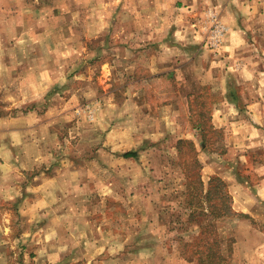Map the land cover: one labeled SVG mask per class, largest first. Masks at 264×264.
<instances>
[{
  "label": "crops",
  "instance_id": "crops-1",
  "mask_svg": "<svg viewBox=\"0 0 264 264\" xmlns=\"http://www.w3.org/2000/svg\"><path fill=\"white\" fill-rule=\"evenodd\" d=\"M59 1L0 0V204L8 207L7 213L11 209L19 216L20 227L25 229L23 243L35 248L41 262L56 264H195L192 256L182 253L188 245L185 237L193 230L172 216L176 211L182 213L181 208L155 206L157 199L166 204L177 195L168 190L171 170L165 166L183 164L179 148L170 150L166 143L163 150L141 141L115 158L112 185L119 198L131 204L126 214L140 216L137 228L124 240L91 215L87 161L67 158L52 164L43 153L52 150L55 142L48 140L46 123L70 118L73 110L67 104L75 101L76 93L88 101L92 95L98 102L106 97L97 92L102 75L96 80L87 75L80 78L83 81L72 95L53 98L51 106L41 110L36 106L43 91L59 95L58 90L74 79L68 58L77 52L75 46L81 40L110 36L114 42L109 50L82 47L80 53L97 59L106 53L122 57L126 54L117 39L130 34L140 40L128 52L133 57L130 67L147 55L154 59L151 68L156 69V76L177 71L183 87L206 81L211 87L220 85L221 105L213 107L208 123L225 132L224 146L220 152L194 151L193 158L204 182L212 176L225 182L231 215L261 221L257 228L243 218L236 222V263L264 264V0ZM80 4L81 13H74ZM62 13L66 22L60 34ZM78 23L79 29L73 26ZM137 27L140 35L135 32ZM100 62L103 68L112 67ZM241 84L257 87V95L246 110L239 111L228 95L231 88L238 95L236 87ZM194 127L201 130L200 124ZM93 131L87 137L103 132ZM121 132L132 137V131ZM163 133L176 135L179 143L192 138L195 131L177 135L180 131L174 124ZM195 136L187 141L196 147ZM201 145L205 146L204 141L199 140ZM30 150L35 152L29 156ZM126 151L135 152V157H123ZM26 162L29 169H37L31 177L16 174L25 169ZM154 184L160 189L154 190ZM159 215H167V222L158 226L155 219Z\"/></svg>",
  "mask_w": 264,
  "mask_h": 264
},
{
  "label": "rangeland",
  "instance_id": "rangeland-1",
  "mask_svg": "<svg viewBox=\"0 0 264 264\" xmlns=\"http://www.w3.org/2000/svg\"><path fill=\"white\" fill-rule=\"evenodd\" d=\"M29 1L34 0H27V2ZM127 4L128 2H123V5ZM60 6L63 9L61 4ZM81 10L82 5L80 4L73 12L80 14ZM65 17V13H62L60 20L58 19L59 27L56 31L60 34H62L66 22ZM73 26L79 29L80 23L73 24ZM137 31L140 35V27L135 29V32ZM128 35L117 39L118 43L122 45V52L126 54L122 57L106 53L97 59L93 55L83 57L80 53L82 47L88 51L98 48L109 50L113 47L114 42L110 36L101 40H81L82 43L75 46L77 52L68 58L74 79L67 87L58 90L59 95L43 91L40 100L36 101V106L41 110L52 104L53 98L59 100V96L72 95L78 89L80 82L83 81L80 78L87 75L92 79H95L97 75H102L100 76L101 85L97 92L103 93L106 97H104L105 100L98 102L99 99L95 98L96 95H92L88 101L80 92L76 93L75 101H68L67 104L69 107L72 106L73 112L69 114L71 117L61 122L60 119L55 124L54 119L46 123L48 140L50 142L55 140V142L53 143L54 148L51 147L52 150L43 153L48 154L52 159V164L67 158H84L87 161L88 169L85 176L89 175L88 201L91 215L96 222L105 224L115 233L116 237L124 240L130 230L137 228L135 223L140 221V216L131 217L126 214V210L131 204L128 200L119 198V194L116 193L112 185L115 158H118L117 155L119 156L122 151L132 147L131 145H139L141 141L147 142L146 145L157 146L163 150H165L164 144L166 143L170 150H173L174 147L179 148L183 164L177 167L170 162L165 166L171 170L168 190L177 193V195L168 199L166 204L165 201L162 203L157 199L158 202L156 200L155 206H170L176 210L181 208L182 213L176 211L172 216L175 217V221L181 224L185 223L189 226L188 228L193 230L189 231L185 237L188 245L183 247L182 253L184 256H192L195 264H200V261L196 260L197 256L204 257L206 251H203V254L201 251L204 250L205 244H210L213 240L218 241L219 248L217 246L216 249L212 243V249L216 252L219 251L222 257V260L216 264H237L235 261L238 256L237 242L233 231L236 222L243 218L257 228V226L261 227V221L251 219L250 216L236 214L214 217L211 213V203L215 202L216 194L212 193L211 199L204 196L208 182L201 179L199 164H191L195 152L199 153V150L203 153L212 150L220 152L224 146L225 132L221 129H212L208 123V116L213 107L221 105V87L220 85L208 86V81L199 86L190 84L192 86L183 87L177 71L170 76H156V69L151 68V62L154 59L152 58L151 61L147 55L142 56L138 64L135 63L132 65L133 67H130L133 57L128 52L132 45H139L140 40ZM100 61L108 62V65L111 64L112 67L105 68L106 66H104L103 68ZM232 79L236 81L235 77ZM236 88L239 92V99L234 102V107L239 111L246 110L247 105L257 95V87H247L241 84ZM190 89L193 90L192 94L189 92ZM90 90L93 92L95 88L90 86ZM131 95L134 97L131 98ZM91 102L93 105L90 104ZM60 105L63 106V103ZM174 124L180 131L177 135H183L189 130H193L195 133L192 134V138L181 137L185 139H182V142L177 145L176 135L170 134L173 136L170 137L163 133L166 127L167 129L171 128ZM196 124L201 125V130H195L194 125ZM93 130L103 132L98 131L94 136L87 137V132L88 135L94 134ZM121 131L129 133L132 131V137ZM194 135L197 138V142H195L197 150L187 141L188 139L193 140ZM45 137L47 138V136ZM199 140L204 141V147L202 145L199 147ZM45 147L48 150V146ZM33 152L35 151L30 150L29 156L33 155ZM164 155L166 154H161V156ZM255 159L260 158L256 156ZM43 162L39 165H42ZM230 165L235 168V164ZM28 166V162H26L25 169L20 168L21 170L16 174L31 177V174L37 169L36 167L29 169ZM198 180L201 181V185ZM153 188L154 190L160 189L155 184ZM189 203L193 204L188 205ZM7 208L0 204V264H56L53 261L41 262L35 248L28 245V242L23 243L25 229L22 230L20 227V218L12 214L11 209L7 213ZM191 208H195L194 211L198 213L193 219L189 218ZM157 218L155 224L158 226L167 222L165 221L167 215H159ZM31 226L32 224L29 227ZM194 227H198V229L194 231ZM35 232L36 230L31 232V236ZM62 263L63 261L57 264Z\"/></svg>",
  "mask_w": 264,
  "mask_h": 264
},
{
  "label": "trees",
  "instance_id": "trees-1",
  "mask_svg": "<svg viewBox=\"0 0 264 264\" xmlns=\"http://www.w3.org/2000/svg\"><path fill=\"white\" fill-rule=\"evenodd\" d=\"M229 95L228 97H230V99L232 100V102H237L238 100V95L236 93V91L231 88L229 90ZM181 141H179L180 143ZM179 143L177 142V145H179ZM188 144H190L188 142ZM191 151V149H190ZM123 157H135V152L133 151H126L122 153ZM198 162L192 158V165H196ZM199 179V178H198ZM198 183H200L201 185V181L198 180ZM215 195V202H212L211 205V213L214 217H222L225 216L227 214L231 213V209H230V204H229V200L230 197L226 191V184L224 181H222L218 176H212L210 178V180L208 181V187H207V191L205 193V197L208 199H211L213 194ZM190 194V193H189ZM193 204V203H189L188 205ZM198 215V213H196L195 211L190 213L189 218L193 219ZM213 245L215 246V248L217 249L218 246V241L217 240H213L212 241ZM212 243L210 244H205L204 246V250L201 251V253L203 254V251H206L205 254L203 255L204 257L201 258L199 256H197L196 260L200 261V264H215L219 261H221V255L219 254V251L216 252L212 249ZM219 248V246H218ZM220 255V256H219Z\"/></svg>",
  "mask_w": 264,
  "mask_h": 264
},
{
  "label": "built area",
  "instance_id": "built-area-1",
  "mask_svg": "<svg viewBox=\"0 0 264 264\" xmlns=\"http://www.w3.org/2000/svg\"><path fill=\"white\" fill-rule=\"evenodd\" d=\"M215 31H216L215 38H216V40H218V35H219L220 32H219L218 29H216Z\"/></svg>",
  "mask_w": 264,
  "mask_h": 264
}]
</instances>
